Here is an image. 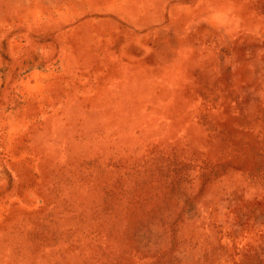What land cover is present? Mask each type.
Masks as SVG:
<instances>
[{"label": "rangeland", "instance_id": "obj_1", "mask_svg": "<svg viewBox=\"0 0 264 264\" xmlns=\"http://www.w3.org/2000/svg\"><path fill=\"white\" fill-rule=\"evenodd\" d=\"M0 264H264V0H0Z\"/></svg>", "mask_w": 264, "mask_h": 264}]
</instances>
